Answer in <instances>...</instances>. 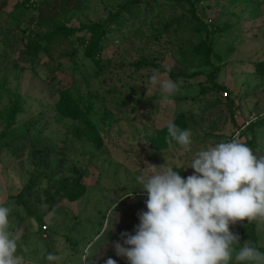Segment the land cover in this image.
<instances>
[{
    "label": "rangeland",
    "instance_id": "obj_1",
    "mask_svg": "<svg viewBox=\"0 0 264 264\" xmlns=\"http://www.w3.org/2000/svg\"><path fill=\"white\" fill-rule=\"evenodd\" d=\"M27 1L0 0V180L17 191L12 198L29 205L34 214L20 207L52 248L76 239L72 247L78 252L73 257L69 252V259L76 255L79 261L83 247L94 240L89 255L98 264L109 257L127 264L114 243H123L121 233H133L137 213L145 210L146 196L135 184L141 167L167 161L187 177L194 170L183 169L195 151L237 133L240 142L264 155V73H256V65L264 62V0H194L197 16L213 32L212 61L221 67L216 81L225 88L207 92L202 88H212V69L194 48L202 35L190 23L187 3L82 0L76 11L68 0L52 18L57 25L106 22L100 69L84 55L85 33L43 41L46 50L35 61L26 58L32 63L26 61V43L38 31L32 17L50 3ZM118 11L119 18L107 22ZM54 22L45 20L36 41L54 30ZM153 69L178 84L171 104L158 103L157 91L145 96ZM171 73L184 76L174 79ZM65 88L89 108L99 141L84 136L79 121L56 111L57 92ZM17 96L22 108L9 127L5 112ZM177 119L191 131L187 150L162 133L168 121ZM80 191L75 201L64 196ZM128 192L134 195L124 198ZM243 226L240 232L229 227L241 243L247 240L264 252V221L244 220Z\"/></svg>",
    "mask_w": 264,
    "mask_h": 264
},
{
    "label": "clouds",
    "instance_id": "obj_2",
    "mask_svg": "<svg viewBox=\"0 0 264 264\" xmlns=\"http://www.w3.org/2000/svg\"><path fill=\"white\" fill-rule=\"evenodd\" d=\"M144 86L145 96L159 93L160 104H171L178 88L158 69ZM166 132L169 142L184 150L191 145L189 129L168 121ZM189 168L193 173L182 177L167 161L141 167L135 184L146 196L145 210L137 213L133 233H121L123 243H114L116 255L127 264H264V252L247 240L241 243L229 227L244 220L264 221V155L240 142L237 133L195 151L183 170ZM128 193L124 198L134 195ZM10 211L0 205V264H26L17 253L21 233L10 230ZM94 242L83 247L80 264H86ZM45 260L59 264L60 256L50 252ZM104 264L116 261L109 257Z\"/></svg>",
    "mask_w": 264,
    "mask_h": 264
},
{
    "label": "trees",
    "instance_id": "obj_3",
    "mask_svg": "<svg viewBox=\"0 0 264 264\" xmlns=\"http://www.w3.org/2000/svg\"><path fill=\"white\" fill-rule=\"evenodd\" d=\"M81 1L82 0H73L71 3V8H74V10H79L81 7ZM170 1V0H167ZM29 0L27 1V3ZM174 2H185L189 6V13L191 16L190 23L195 25V30L197 33H200L202 35V38L200 42L195 45V49L197 53L199 54L201 60L203 61L204 66L211 68V73H209V82L212 85V88L203 87L202 91L207 92L214 89H225L223 85L218 84L216 81L217 76L219 72L221 71L220 66H215L212 61V30L210 27L205 23L202 19H200L197 16L196 13V7H195V1L194 0H174ZM5 3V2H4ZM3 3V4H4ZM68 3V0H50V3L45 4V6L41 9V12L39 14V17H32V21L36 19L38 27V31L41 30L45 25V20L51 19V22H54L52 18H56L59 16V13L63 9H65L66 4ZM139 4V3H138ZM28 6V5H26ZM24 7V6H23ZM70 8V9H71ZM124 10H129L128 3L123 6ZM121 8V9H122ZM120 10V9H119ZM121 12L118 11L111 16H109L108 21L110 22L114 19L119 18V14ZM47 18V19H46ZM107 25L106 22L104 23H94L91 25L81 24L79 27H72L66 24L57 25L54 22V30L52 32L46 31L43 36V40H40V43L36 41L35 36L38 31H36L35 35L30 38L26 43V49L24 50V58L26 61L31 62L35 61L39 54L46 50V48L42 45L43 41H51L54 37L59 35L63 38L65 37H73L77 33H85L83 37V44H85V50L84 55L86 58L91 59L96 63V65L101 69L104 65L103 61L99 58L100 57V49H101V42L103 40L104 35L107 33ZM75 52V51H74ZM29 58L30 60L26 59ZM256 73L263 74L264 73V62L258 63L256 65ZM171 75L174 77V79H179L181 76H184V74H175L171 73ZM4 87V83L0 82V90ZM227 93V92H226ZM22 106L20 103V97L17 96L14 103L10 105L8 110L5 112L6 120L9 122V127H12L13 122L15 120V117L21 110ZM55 108L56 111L63 117L72 119L74 121H79L80 126L79 128L83 131V135L92 139L93 141H99V132L97 131V128L93 122V119L90 114V110L87 107H84L81 103H79L75 98L74 95L69 88L65 89H59L57 92V98L55 102ZM180 119V118H179ZM177 119L174 123L179 127L183 128L184 124ZM162 133H165V136H167L166 128L162 130ZM84 185H82L83 187ZM84 191H80L77 194H65L64 196L67 197L71 201L77 200ZM24 206L27 208L28 212L33 213V211L30 209L29 205L24 204ZM42 222L41 219L39 223ZM244 221H239L236 224H234L236 231L240 232L241 230H245V227L243 226ZM245 233V232H244ZM243 233V234H244ZM245 237L249 238L247 234H244Z\"/></svg>",
    "mask_w": 264,
    "mask_h": 264
},
{
    "label": "crops",
    "instance_id": "obj_4",
    "mask_svg": "<svg viewBox=\"0 0 264 264\" xmlns=\"http://www.w3.org/2000/svg\"><path fill=\"white\" fill-rule=\"evenodd\" d=\"M0 178H2L1 175ZM9 186V182H6V180H0V205L9 206L11 209L10 230H19L21 233V238L18 241L17 253L24 258L26 264H47L45 256L50 252L60 256L59 264H80V260L78 261L77 259L78 256L75 255V257L72 258L73 254L78 252L75 251L74 247L72 246L73 244H78L79 242H76V239H74L70 241L71 245L65 242L67 245L59 248L58 241L57 244L52 248L48 242L41 240L42 234L45 238L47 235L40 231L37 233L38 229L36 230V225L34 223L32 224L31 220H28V218H31V216H29L27 213L24 214V210H22L20 207V205L22 206L26 203H19L18 199L12 198L14 195L13 192L17 191H13L11 186ZM26 199L27 197H25V200ZM37 236H40V240H37ZM55 239H52L51 242H54ZM69 252L72 254L71 259H69L71 255ZM89 256L90 261L88 264H98L95 257L91 255ZM61 258L65 259V261L63 262Z\"/></svg>",
    "mask_w": 264,
    "mask_h": 264
},
{
    "label": "built area",
    "instance_id": "obj_5",
    "mask_svg": "<svg viewBox=\"0 0 264 264\" xmlns=\"http://www.w3.org/2000/svg\"><path fill=\"white\" fill-rule=\"evenodd\" d=\"M227 93H225V95H226Z\"/></svg>",
    "mask_w": 264,
    "mask_h": 264
}]
</instances>
